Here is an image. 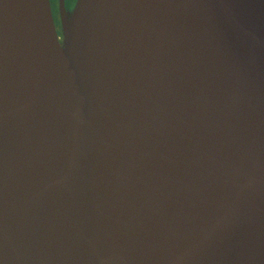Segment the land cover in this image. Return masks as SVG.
I'll return each instance as SVG.
<instances>
[{
    "label": "water",
    "instance_id": "95a60500",
    "mask_svg": "<svg viewBox=\"0 0 264 264\" xmlns=\"http://www.w3.org/2000/svg\"><path fill=\"white\" fill-rule=\"evenodd\" d=\"M0 0V264H264V0Z\"/></svg>",
    "mask_w": 264,
    "mask_h": 264
},
{
    "label": "flooded vegetation",
    "instance_id": "af4514ba",
    "mask_svg": "<svg viewBox=\"0 0 264 264\" xmlns=\"http://www.w3.org/2000/svg\"><path fill=\"white\" fill-rule=\"evenodd\" d=\"M51 6V12L56 26L57 33L60 34V13H59V4L60 0H49ZM76 3V0H64V6L66 10L71 11Z\"/></svg>",
    "mask_w": 264,
    "mask_h": 264
}]
</instances>
